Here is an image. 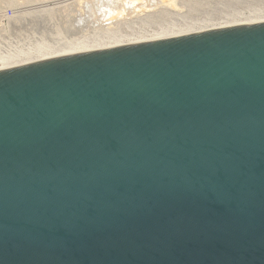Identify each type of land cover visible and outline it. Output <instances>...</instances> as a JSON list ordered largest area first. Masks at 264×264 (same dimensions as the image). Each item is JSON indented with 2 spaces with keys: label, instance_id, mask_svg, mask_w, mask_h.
I'll return each mask as SVG.
<instances>
[{
  "label": "water",
  "instance_id": "obj_1",
  "mask_svg": "<svg viewBox=\"0 0 264 264\" xmlns=\"http://www.w3.org/2000/svg\"><path fill=\"white\" fill-rule=\"evenodd\" d=\"M0 264H264V18L1 66Z\"/></svg>",
  "mask_w": 264,
  "mask_h": 264
},
{
  "label": "bare ground",
  "instance_id": "obj_2",
  "mask_svg": "<svg viewBox=\"0 0 264 264\" xmlns=\"http://www.w3.org/2000/svg\"><path fill=\"white\" fill-rule=\"evenodd\" d=\"M106 1L0 0V15H10L0 25V67L264 18V0Z\"/></svg>",
  "mask_w": 264,
  "mask_h": 264
},
{
  "label": "rangeland",
  "instance_id": "obj_3",
  "mask_svg": "<svg viewBox=\"0 0 264 264\" xmlns=\"http://www.w3.org/2000/svg\"><path fill=\"white\" fill-rule=\"evenodd\" d=\"M106 2L110 3V2H112V0H111V1L108 0V1H106ZM98 3H99V2H98ZM94 5H95V4H94ZM1 15H3V16H1ZM1 15H0V17H2V18H0V19H1V20H0V25L2 26V24H3V25H4L3 27H7V23H8V20H9V18H10V17H9L10 15H7L9 18H8L6 15H4V14H1ZM2 19H3V20H2ZM1 26H0V27H1ZM1 28H2V27H1ZM30 36H31V35H30Z\"/></svg>",
  "mask_w": 264,
  "mask_h": 264
}]
</instances>
